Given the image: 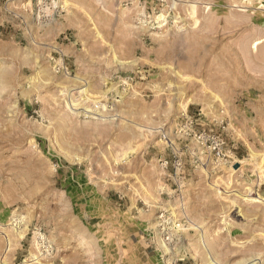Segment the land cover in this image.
<instances>
[{
  "label": "rangeland",
  "instance_id": "rangeland-1",
  "mask_svg": "<svg viewBox=\"0 0 264 264\" xmlns=\"http://www.w3.org/2000/svg\"><path fill=\"white\" fill-rule=\"evenodd\" d=\"M209 259L264 264V0H0V264Z\"/></svg>",
  "mask_w": 264,
  "mask_h": 264
},
{
  "label": "bare ground",
  "instance_id": "bare-ground-1",
  "mask_svg": "<svg viewBox=\"0 0 264 264\" xmlns=\"http://www.w3.org/2000/svg\"><path fill=\"white\" fill-rule=\"evenodd\" d=\"M189 8H190V13L193 15V14L195 13V9H196L195 5H194V4H191ZM157 18H160V19L163 20V19H164V16L160 14V15L157 16ZM196 23H197V18L194 19V24H196ZM257 43H258V41H257L256 43H254L253 45L256 46ZM193 227H194V226H193ZM1 263L4 264V261L2 260ZM209 263H210V264H216L215 261L210 260V259H209Z\"/></svg>",
  "mask_w": 264,
  "mask_h": 264
}]
</instances>
